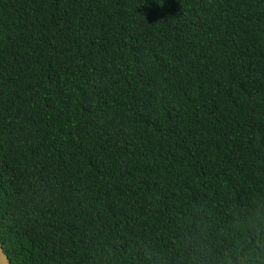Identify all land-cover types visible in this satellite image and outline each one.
Listing matches in <instances>:
<instances>
[{
    "label": "trees",
    "instance_id": "trees-1",
    "mask_svg": "<svg viewBox=\"0 0 264 264\" xmlns=\"http://www.w3.org/2000/svg\"><path fill=\"white\" fill-rule=\"evenodd\" d=\"M11 264H264V0H0Z\"/></svg>",
    "mask_w": 264,
    "mask_h": 264
},
{
    "label": "water",
    "instance_id": "water-1",
    "mask_svg": "<svg viewBox=\"0 0 264 264\" xmlns=\"http://www.w3.org/2000/svg\"><path fill=\"white\" fill-rule=\"evenodd\" d=\"M0 264H11L10 259L6 257L3 247L0 243Z\"/></svg>",
    "mask_w": 264,
    "mask_h": 264
}]
</instances>
